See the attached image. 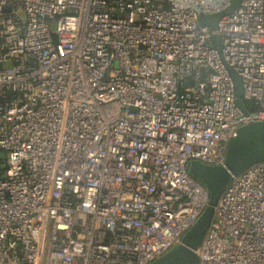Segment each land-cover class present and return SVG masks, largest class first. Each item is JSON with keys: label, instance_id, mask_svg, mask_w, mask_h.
<instances>
[{"label": "built area", "instance_id": "2783aa9c", "mask_svg": "<svg viewBox=\"0 0 264 264\" xmlns=\"http://www.w3.org/2000/svg\"><path fill=\"white\" fill-rule=\"evenodd\" d=\"M229 1L0 0V264H149L181 243L207 204L187 163L222 165L264 121V0L198 24ZM196 255L264 264V163L232 177Z\"/></svg>", "mask_w": 264, "mask_h": 264}, {"label": "water", "instance_id": "95a60500", "mask_svg": "<svg viewBox=\"0 0 264 264\" xmlns=\"http://www.w3.org/2000/svg\"><path fill=\"white\" fill-rule=\"evenodd\" d=\"M241 0H230L229 5L221 12L198 17V24L215 31L218 21L235 11ZM216 48H219V36L213 35ZM234 83L236 105L244 112L240 100L242 96L239 78L230 71ZM264 163V121L251 122L236 130L227 142L224 162L219 166L205 165L198 161L187 163L189 177L201 185L207 193L205 209L183 235L181 243L149 264H198L196 249L205 236L212 221L214 207L231 181L232 177L241 174L255 164Z\"/></svg>", "mask_w": 264, "mask_h": 264}, {"label": "trees", "instance_id": "16d2710c", "mask_svg": "<svg viewBox=\"0 0 264 264\" xmlns=\"http://www.w3.org/2000/svg\"><path fill=\"white\" fill-rule=\"evenodd\" d=\"M0 155L3 156L2 152H0ZM2 171H3V165H2V163H1V161H0V174L2 173Z\"/></svg>", "mask_w": 264, "mask_h": 264}, {"label": "rangeland", "instance_id": "374dc122", "mask_svg": "<svg viewBox=\"0 0 264 264\" xmlns=\"http://www.w3.org/2000/svg\"><path fill=\"white\" fill-rule=\"evenodd\" d=\"M3 159V156L2 155H0V161Z\"/></svg>", "mask_w": 264, "mask_h": 264}]
</instances>
